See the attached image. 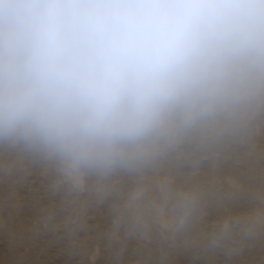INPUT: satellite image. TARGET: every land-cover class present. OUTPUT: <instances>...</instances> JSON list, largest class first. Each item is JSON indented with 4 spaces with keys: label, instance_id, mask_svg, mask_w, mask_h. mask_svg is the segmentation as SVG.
Listing matches in <instances>:
<instances>
[{
    "label": "clouds",
    "instance_id": "clouds-1",
    "mask_svg": "<svg viewBox=\"0 0 264 264\" xmlns=\"http://www.w3.org/2000/svg\"><path fill=\"white\" fill-rule=\"evenodd\" d=\"M9 208L104 264H264V0H0Z\"/></svg>",
    "mask_w": 264,
    "mask_h": 264
},
{
    "label": "bare ground",
    "instance_id": "bare-ground-1",
    "mask_svg": "<svg viewBox=\"0 0 264 264\" xmlns=\"http://www.w3.org/2000/svg\"><path fill=\"white\" fill-rule=\"evenodd\" d=\"M32 212L17 215L9 208L8 214L0 211V264H104L106 253L93 256L84 248L63 251L51 250L35 231ZM259 260V254L255 256Z\"/></svg>",
    "mask_w": 264,
    "mask_h": 264
}]
</instances>
